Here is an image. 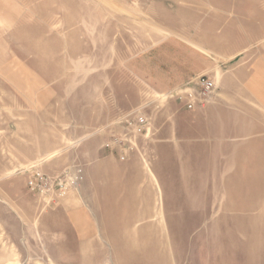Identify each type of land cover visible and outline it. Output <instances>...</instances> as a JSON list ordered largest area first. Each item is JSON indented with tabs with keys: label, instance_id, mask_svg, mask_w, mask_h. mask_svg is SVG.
<instances>
[{
	"label": "crops",
	"instance_id": "obj_1",
	"mask_svg": "<svg viewBox=\"0 0 264 264\" xmlns=\"http://www.w3.org/2000/svg\"><path fill=\"white\" fill-rule=\"evenodd\" d=\"M79 1L69 4L74 15L59 20L66 30L52 33V43L35 52L37 63L3 68L11 82L0 98V220L21 218L27 200L8 188L22 178L28 190L30 167L54 173L80 164L84 180L62 199L74 193L82 206L73 209L69 199L62 205L70 206L64 214L72 224L84 215L97 222V234L83 237H106L101 204L111 195L117 206L119 195L239 189L236 202L247 207L235 214L258 218L264 202L256 189L264 186V0H82L86 12L78 13ZM201 74L217 82L209 104L162 108L161 97L178 102L170 92ZM154 106L169 120L151 122L154 137L139 136L146 155L122 161L105 148L124 131L127 114L140 110L150 117L146 109ZM166 155L172 171L164 173L158 162ZM113 221L118 232L131 225L118 216Z\"/></svg>",
	"mask_w": 264,
	"mask_h": 264
},
{
	"label": "rangeland",
	"instance_id": "obj_2",
	"mask_svg": "<svg viewBox=\"0 0 264 264\" xmlns=\"http://www.w3.org/2000/svg\"><path fill=\"white\" fill-rule=\"evenodd\" d=\"M72 2L0 0V98L6 95V84L11 82L7 80L11 75L3 68L14 67L16 71L23 63H37L35 52L52 43V33L66 30L67 25L59 20L66 13L74 15L69 6ZM85 8L80 0L77 12H86ZM161 100L163 109L174 105L183 108L179 102L166 97ZM146 113L152 118L148 135L154 137L151 122L169 120V115L159 112L155 106L147 107ZM164 131L159 130L162 138L167 134L163 135ZM146 150L147 146L140 144L131 157L139 155L138 152L146 155ZM164 158L158 162L160 170L172 171L171 155ZM214 189L137 193L126 196L129 198L126 206L120 202L126 197L119 195L120 205L115 206L112 198L117 197L111 195L101 204L106 237L88 238L97 234V222L85 220L84 215L77 217L81 222L72 224L64 214L70 206L62 205L69 199L73 209H79L82 206L79 195L72 193L64 200H45L28 192L23 179L17 178L8 190L15 196H23L27 202L18 211L22 213L21 218L9 215L0 220V264H264V202L257 209L258 218L240 219L235 213L247 204L236 202L239 189ZM256 189L257 193L262 189L264 200V186ZM143 197L150 198V203H143ZM227 197L231 203H227ZM141 206L144 208L139 209ZM150 210L151 217H148L144 213ZM117 216L121 224L131 225L121 228L120 232L114 230L111 226L113 217ZM112 239L129 241L103 242Z\"/></svg>",
	"mask_w": 264,
	"mask_h": 264
},
{
	"label": "built area",
	"instance_id": "obj_3",
	"mask_svg": "<svg viewBox=\"0 0 264 264\" xmlns=\"http://www.w3.org/2000/svg\"><path fill=\"white\" fill-rule=\"evenodd\" d=\"M216 88L217 82L214 79L207 74H201L170 92L168 96L174 97L183 108L196 110L212 101ZM123 129L122 133L114 134L104 144L108 151L118 153L119 159L125 161L138 149L139 136L147 135L151 130L149 117L140 110L133 111L124 117ZM26 171L29 192L48 200L65 198L77 189L85 178L81 164L67 166L55 174L47 173L39 165Z\"/></svg>",
	"mask_w": 264,
	"mask_h": 264
}]
</instances>
